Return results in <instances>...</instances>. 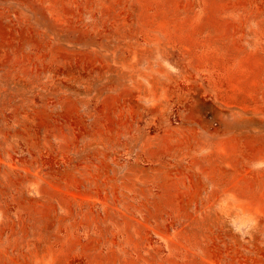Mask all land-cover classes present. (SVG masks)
Wrapping results in <instances>:
<instances>
[{
  "label": "rangeland",
  "instance_id": "1",
  "mask_svg": "<svg viewBox=\"0 0 264 264\" xmlns=\"http://www.w3.org/2000/svg\"><path fill=\"white\" fill-rule=\"evenodd\" d=\"M263 124L264 0H0V264H264Z\"/></svg>",
  "mask_w": 264,
  "mask_h": 264
},
{
  "label": "crops",
  "instance_id": "2",
  "mask_svg": "<svg viewBox=\"0 0 264 264\" xmlns=\"http://www.w3.org/2000/svg\"><path fill=\"white\" fill-rule=\"evenodd\" d=\"M260 123V121H256V123H254L253 125H255V124H259ZM252 125V126H253ZM260 125H262V124H260ZM264 125V124H263ZM238 127V126H237ZM240 127V126H239ZM234 129V128H233ZM244 131H250V130H248V129H245ZM244 131H237V130H232V129H229V130H227V132L228 133H237V135H235V134H232L231 136H229V138H231V139H236L237 141H240V140H244L242 137H240V136H238L240 133H242V132H244ZM239 132V133H238ZM250 132H252V133H254V132H258V133H262L261 131H250Z\"/></svg>",
  "mask_w": 264,
  "mask_h": 264
}]
</instances>
